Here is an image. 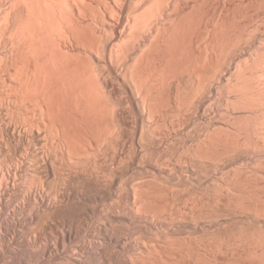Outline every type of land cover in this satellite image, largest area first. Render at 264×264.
Wrapping results in <instances>:
<instances>
[{
	"label": "bare ground",
	"instance_id": "6f19581e",
	"mask_svg": "<svg viewBox=\"0 0 264 264\" xmlns=\"http://www.w3.org/2000/svg\"><path fill=\"white\" fill-rule=\"evenodd\" d=\"M262 156L264 0H0V188H30L60 264L103 245L131 246L122 264H198L209 232L179 227L212 208L176 173L214 201L254 183ZM76 215H95L88 245Z\"/></svg>",
	"mask_w": 264,
	"mask_h": 264
},
{
	"label": "rangeland",
	"instance_id": "374dc122",
	"mask_svg": "<svg viewBox=\"0 0 264 264\" xmlns=\"http://www.w3.org/2000/svg\"><path fill=\"white\" fill-rule=\"evenodd\" d=\"M248 58V57H247ZM246 58V59H247ZM245 59V60H246ZM245 60L243 59V61L245 62ZM248 62V66H250L251 64L254 63V65H252L251 67H260L257 63L250 61L247 59L246 63ZM251 63V64H250ZM263 158V159H262ZM259 160V159H258ZM252 161V160H251ZM250 161V162H251ZM256 162V161H255ZM254 162V163H255ZM261 162V163H259ZM260 166L262 165L261 168L264 167V156L261 157V160H259L257 162ZM255 163V164H257ZM252 163H248V166L251 165ZM133 166V165H132ZM247 166V165H246ZM131 167V165H130ZM137 170L138 168H136L135 166L131 167L129 170L133 171V173L136 177L141 179V176L145 177L146 179H148V176L150 177V173L144 170H140L139 173L135 170ZM228 169V168H227ZM144 171V174H143ZM147 173V174H146ZM149 173V174H148ZM176 179H180L181 181H179V179L177 180V182L184 184L183 186H180L181 188L184 187L189 193L192 194V190L195 191L194 194L196 197L202 199V201L198 202V199L195 198L194 196V201H197L196 203H198L199 205V209L202 207H204L205 211L207 210V208H212V209H208L207 211H211V216L213 221L210 224H205V220H206V216L207 214L204 213L203 216L202 214L200 215L201 218H198L197 220H195L194 222V226L189 224V218L187 219V217L183 216L184 218H182L183 220H185V218L188 220V225L186 226V224L182 223L183 225H181L179 227V231L181 230L180 233H182V235H187L189 234V232L187 233V231H190L192 229V233H195V237L197 235V237L199 236H203L206 232H209L208 238L212 244V246H210L211 248H213V253L210 249V254L207 252L205 256L200 255V257H198L200 260L202 258V260L199 262H202L201 264H209V263H218V264H253L254 261L256 264H262V262H264V260L262 261V256H264V172L261 170L259 177L257 178V184L254 181V183H250V184H246L245 186H239L235 187V190H230L229 189V194L225 193L223 190V194L220 193L222 191V189L219 190L218 194L219 196L214 199L215 203L213 204V199L208 200L207 196L208 193L210 194V189L212 186H208V184H204V182H198L196 183V185H191L190 184V179L185 178V175H182L181 173H176ZM181 176V177H180ZM142 177V179H143ZM144 178V179H145ZM152 180H154L152 177H150ZM149 178V179H150ZM169 180V179H168ZM155 181V180H154ZM162 181V179H161ZM170 181V180H169ZM176 181V180H175ZM206 183V182H205ZM203 185V186H201ZM207 185V186H206ZM241 185V184H238ZM20 186V187H19ZM206 186V187H205ZM237 186V185H236ZM257 186V188H256ZM201 187V188H200ZM242 187V188H241ZM246 187V188H245ZM252 187V188H251ZM9 188L11 189V191L9 190ZM8 189H5V191H8V194L5 192H3L0 188V222L2 221V223L4 222V225L1 226L0 224V264H25V260L27 261V264H55L56 260L55 257L57 254H53V255H49L48 251L45 249L46 245H50L51 241L50 240V236L52 234L53 229L50 228L51 226H53L52 224L54 222H52V219H47L44 220V218L41 219H37L35 217L34 212L36 211V205L34 204L35 200H33V196L28 192L30 190L29 187H27V185H18L15 187L14 186H10ZM180 188V189H181ZM182 188V189H184ZM194 188V189H193ZM203 188V189H202ZM251 188V189H250ZM254 188V189H253ZM189 191H188V190ZM192 189V190H191ZM196 189V190H195ZM225 189V188H223ZM241 190V191H239ZM191 191V192H190ZM231 191H233V193H231ZM237 193H236V192ZM253 191V192H252ZM256 191V192H255ZM2 192V193H1ZM255 192V193H254ZM28 193V194H27ZM186 193V192H185ZM204 193V194H203ZM207 193V194H206ZM239 193V194H238ZM6 196H5V195ZM188 194V193H186ZM232 194V195H230ZM241 194V195H240ZM255 194V195H253ZM119 197H116L115 200L112 201L113 203H117L119 201V203H121L122 205L126 206V203L129 205V201L127 202L125 200V198H123V195L121 196V194L119 195V192H117V194ZM193 195V194H192ZM238 195V197H237ZM260 195V196H259ZM6 198H5V197ZM188 196V195H185ZM202 196V198H201ZM232 196V197H231ZM262 196V197H261ZM29 197V198H28ZM248 197V198H247ZM251 197V198H250ZM9 198V199H8ZM186 198L189 197H185L184 200ZM191 198V197H190ZM190 198L188 199L189 201ZM193 198V197H192ZM259 198V199H258ZM182 199V200H181ZM180 201H183V198H181ZM226 199V200H225ZM235 199V200H234ZM254 199V200H253ZM121 200V201H120ZM205 200V201H204ZM252 200V201H251ZM117 201V202H116ZM124 201V202H122ZM126 201V202H125ZM210 201V202H209ZM234 201V202H233ZM245 201V202H243ZM248 201V202H247ZM258 201V202H257ZM206 202V204L204 203ZM209 202L212 204H208ZM238 202V203H237ZM242 202V203H241ZM251 202V203H250ZM263 202V203H262ZM6 203V204H4ZM117 203L116 205L120 204ZM125 203V204H124ZM4 204V205H3ZM230 204V205H229ZM254 204V206H253ZM263 204V205H262ZM34 205V206H33ZM109 204H107L108 206ZM127 205V206H128ZM201 205V207H200ZM213 205V206H212ZM218 205V207H217ZM239 205V206H237ZM252 205V207H250ZM2 206V207H1ZM4 206V207H3ZM33 206V207H31ZM249 206V207H248ZM35 207V208H34ZM207 207V208H206ZM217 207V208H216ZM222 207V208H221ZM235 207V208H233ZM245 209H244V208ZM261 207V208H260ZM21 208V209H20ZM34 208V209H33ZM201 208V209H202ZM228 208V209H227ZM239 208V209H237ZM241 208V209H240ZM248 208V209H247ZM253 210H252V209ZM258 210H257V209ZM33 209V210H32ZM200 209V210H201ZM202 209V210H204ZM214 209V211H212ZM219 209V210H218ZM260 209V210H259ZM35 210V211H34ZM67 212H69L68 209ZM230 213H228V211ZM240 210V211H239ZM252 212H251V211ZM257 210V211H256ZM205 211H201L200 213H203ZM238 211V212H237ZM247 211V212H246ZM261 211V212H260ZM72 212V211H71ZM71 212H69V214H72ZM215 212V214H214ZM222 214H219V213ZM256 212L258 214H256ZM30 213V214H29ZM218 213V214H216ZM240 213V214H239ZM242 213V214H241ZM256 216H254V214ZM76 214V213H75ZM74 214V216H75ZM231 214V215H230ZM237 214V215H235ZM262 214V215H261ZM73 215V214H72ZM206 215V216H205ZM219 215H222L221 217ZM230 215V216H228ZM78 219H80V222L83 221L82 223V229L81 232H79V237H81V239H84L86 241H88V237H87V232L86 230L90 229L92 227V225H94V223L92 221H95V215H92L91 218L88 220L87 223L84 224V215H76ZM216 216H218L216 218ZM203 217V219H202ZM260 217V218H259ZM209 218V217H208ZM253 218V219H252ZM257 218V219H255ZM21 219V220H20ZM205 219V220H204ZM215 219V220H214ZM240 219V220H239ZM248 219V220H247ZM7 220V221H6ZM186 220V221H187ZM218 222H217V221ZM230 220V221H229ZM237 220V222L235 221ZM191 221V220H190ZM247 221V222H246ZM49 222V223H48ZM220 222V223H219ZM223 222V224H222ZM226 222V224H225ZM236 222V223H235ZM240 222V224H239ZM242 222V223H241ZM217 223V224H216ZM233 223V224H232ZM245 223V224H243ZM8 224V225H7ZM87 224V225H86ZM115 224V223H114ZM228 224V225H227ZM261 224V225H260ZM91 225V226H90ZM112 226L110 227L112 229V231L118 232L119 228H120V223H116L115 225L111 224ZM185 225V226H184ZM197 226V227H196ZM201 226V227H200ZM213 226V228H212ZM219 226V227H217ZM224 226V227H223ZM230 226V227H229ZM237 226V228H236ZM240 226V227H239ZM247 228H246V227ZM118 227V228H117ZM185 227L184 229H181ZM190 227V228H189ZM228 227V228H227ZM244 227V228H243ZM249 227V228H248ZM253 229H251V228ZM255 227V229H254ZM261 227V228H260ZM114 228V229H113ZM198 228V229H197ZM202 228V229H201ZM208 228V230H207ZM212 228V229H211ZM240 228V229H239ZM189 229V230H187ZM196 229V230H195ZM219 229V230H218ZM227 229V231H226ZM230 229V232H229ZM213 230V231H212ZM222 230V231H221ZM244 230V232H243ZM249 230V231H248ZM177 230V232H179ZM198 231V232H197ZM232 231V232H231ZM237 233H236V232ZM254 231V232H252ZM204 232V233H203ZM212 232V234H211ZM218 232V233H217ZM224 232V233H223ZM227 232V233H226ZM240 232V233H239ZM259 232V233H258ZM147 233H149L147 231ZM151 233V232H150ZM192 233L190 234L191 236ZM197 233V234H196ZM250 233V234H249ZM257 233V234H256ZM201 234V235H200ZM221 234V235H220ZM229 234V235H228ZM240 234V235H239ZM256 236H255V235ZM242 235V236H241ZM247 235V236H246ZM201 236V237H202ZM205 236V235H204ZM204 236L202 237V239L204 238ZM207 236V235H206ZM205 236V237H206ZM217 236V237H216ZM251 236V237H250ZM194 237V236H193ZM194 237V238H195ZM196 237V238H197ZM200 237V239H201ZM222 239L220 240L219 238ZM231 237V238H230ZM244 239H243V238ZM195 238V240H196ZM201 242L205 239L202 240ZM216 239V240H215ZM243 239V240H242ZM248 239V240H247ZM19 240L21 242H19ZM218 240V241H217ZM229 240V241H228ZM240 240V241H239ZM246 240V241H245ZM198 241V239H197ZM203 241V242H204ZM227 241V242H226ZM216 244H215V243ZM230 242V243H229ZM254 242V243H251ZM255 242H256V248L255 247ZM44 243V244H43ZM89 241L87 242L88 245ZM223 243V245L220 244V246H222L221 248L217 245ZM247 243V244H246ZM262 243V244H261ZM68 245H71L72 242L67 243ZM215 244V245H213ZM226 244V245H225ZM235 244V245H234ZM239 244V245H238ZM241 244V245H240ZM252 244V245H251ZM225 245V246H224ZM231 245V246H230ZM235 247H234V246ZM243 245V246H242ZM254 245V246H253ZM262 245V246H261ZM44 246V247H43ZM126 246V245H125ZM215 249H214V247ZM230 246V247H228ZM240 246V247H239ZM248 246V247H247ZM259 246V247H258ZM261 246V247H260ZM112 247V249H111ZM128 246L123 249L119 248V247H115V246H111L109 245H103L100 246V248L98 249L100 256H101V260L99 258H94L93 256H89L88 258L84 259V264H122V255L123 257L125 255H129L132 254L131 252L133 251L132 247ZM221 249H219V248ZM227 249H226V248ZM242 247V248H241ZM253 248V249H252ZM219 249V250H218ZM223 249V250H222ZM229 249V250H228ZM238 251H237V250ZM35 250V251H34ZM111 250V251H110ZM120 250V251H119ZM123 250V251H122ZM214 250L216 253H214ZM217 250V251H216ZM226 250V251H225ZM243 250V252H242ZM246 250V251H245ZM253 250V251H252ZM257 252H256V251ZM261 250V251H260ZM34 251V252H33ZM92 252L91 246L86 248V254L89 255V252ZM131 251V252H130ZM225 251V252H224ZM235 251V252H233ZM240 251V252H239ZM250 253H249V252ZM33 252V253H32ZM114 252V253H113ZM116 252V253H115ZM123 252V253H122ZM255 252V253H254ZM261 252V253H260ZM108 253V254H107ZM118 253V254H117ZM242 253V254H241ZM250 256H249V254ZM33 254H37L40 258L36 257ZM107 254V255H106ZM122 254V255H121ZM237 254V255H236ZM261 254V255H260ZM42 255V257L40 256ZM207 255V256H206ZM212 255V256H211ZM214 255H216V257H214ZM252 255V256H251ZM202 256V257H201ZM211 256V257H210ZM224 256V257H223ZM235 256V257H233ZM257 256V257H256ZM261 256V257H260ZM112 257V258H111ZM119 257V258H118ZM227 257V258H226ZM230 257V258H229ZM240 257V258H239ZM38 258V259H37ZM206 258V259H205ZM236 258H238L236 260ZM247 258V259H246ZM261 258V259H260ZM106 259V260H105ZM120 259V260H119ZM210 259V260H208ZM213 259V260H212ZM226 259V260H225ZM242 261H241V260ZM253 259V260H252ZM264 259V258H263ZM56 260V261H55ZM86 260V261H85ZM100 260V261H99ZM217 260V261H216ZM239 260V261H238ZM248 260V262H247ZM250 260V261H249ZM260 260V261H259ZM102 261V262H101ZM209 261V262H208ZM212 261V262H210ZM219 261V262H218ZM221 261V262H220ZM228 261V262H227ZM244 261V262H243ZM104 262V263H103ZM115 262V263H114ZM198 262V264H200ZM207 262V263H206ZM236 262V263H235ZM253 262V263H252ZM254 263V264H255ZM56 264H60L59 261Z\"/></svg>",
	"mask_w": 264,
	"mask_h": 264
}]
</instances>
